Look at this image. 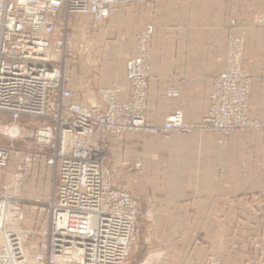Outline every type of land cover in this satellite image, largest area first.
Instances as JSON below:
<instances>
[{
  "label": "crops",
  "instance_id": "obj_1",
  "mask_svg": "<svg viewBox=\"0 0 264 264\" xmlns=\"http://www.w3.org/2000/svg\"><path fill=\"white\" fill-rule=\"evenodd\" d=\"M264 0H136L112 7L93 24L92 62L73 69L71 100L99 102L97 88L130 93L126 60L136 34L153 25L147 116L160 125L176 110L196 123L206 111L212 78L222 71L229 34L242 35L241 66L251 75L249 116L264 120V34L255 17ZM85 23L92 18L85 15ZM79 78H78V75ZM97 133H95V136ZM112 180L123 179L152 218L147 248L154 264H205L215 256L234 264H264V129L226 136L205 129L108 134ZM137 168L125 170V165ZM152 230V229H151ZM150 262V263H151Z\"/></svg>",
  "mask_w": 264,
  "mask_h": 264
},
{
  "label": "built area",
  "instance_id": "obj_2",
  "mask_svg": "<svg viewBox=\"0 0 264 264\" xmlns=\"http://www.w3.org/2000/svg\"><path fill=\"white\" fill-rule=\"evenodd\" d=\"M134 1L0 0V113L10 118L0 124V138L8 142L0 145V166L7 165L10 150H15L14 139L30 130L36 152L20 154L14 184H21L40 154L44 165L57 171L54 195L42 208L49 220L38 229L22 225L24 213L14 194L7 188L0 192V264H124L137 240L140 207L129 189L113 184L108 134L200 128L225 135L251 125L237 65L214 80L200 122H185L178 110L160 127L148 125L144 107L150 26L138 34L137 54L126 62L129 99L116 101L113 86L98 89V104L71 100L69 72L58 63L74 55L60 15H89L97 24L114 5ZM259 23L264 24V17ZM231 41L238 56L240 40ZM39 120V125L32 124ZM209 264L227 263L212 259Z\"/></svg>",
  "mask_w": 264,
  "mask_h": 264
},
{
  "label": "rangeland",
  "instance_id": "obj_3",
  "mask_svg": "<svg viewBox=\"0 0 264 264\" xmlns=\"http://www.w3.org/2000/svg\"><path fill=\"white\" fill-rule=\"evenodd\" d=\"M84 16L85 15H82V14H74V15H68V16L65 14H61L60 18H59V20L64 21L63 24L66 28L65 33H66V36H67V38H69V41L71 43L69 48L74 55L73 58H70L68 56V57H65V59H63L60 63H58V67L60 69H63V70H66L69 72L68 73V78H69L68 82L71 80L73 69H75V68L77 69V67H79L80 64L82 65V63H85L86 65L90 66L91 62H92V58H91L92 53L90 52V49H91L90 44H91L92 39L88 38V35L91 31L89 26L96 24V23H94L93 20H92L91 24L85 23L83 21ZM262 17H264V13L259 14L255 17V26L257 28H259L261 30V32L264 34V24L259 23V20ZM149 26L151 27V32H150V35L148 38V44H147L148 49L150 50V56H149V62H148V71L146 73V80H147L148 86H147V93H145L146 94V101H145V107H144L145 118H146L145 122H147L148 125H150L151 127H160L165 122V120L167 119V117L170 114L165 118V120L163 121L162 124L153 125L148 120L147 108H146L147 103H148V93H149V85H150V79H151V66H152L151 65V52L152 51H151V47H150V39L152 38V33H153L152 23L147 24L143 29H141L140 31L137 32L135 54L130 56L129 58H132V57L136 56V54H137L136 52H137L138 34L140 32H143ZM233 38H237L238 40H240V47H238L239 48L238 49V56L235 53V48H233L232 45L230 44L232 42L231 40ZM243 48H244L243 36L242 35L229 34L227 37V40H226V51H225V60H224L223 69L221 72L215 74L212 78L211 91H212V87H213L214 80L216 79V77L220 73L225 71L226 69H230L232 66L237 65L238 69H239L238 81L243 88H246L245 117L251 123V125L244 127L240 130L239 129L234 130L228 134H231V133L237 132V131H239V132L240 131H246V130H253L254 131V130L264 129V120L254 119V117L251 118L249 116V98H250V90H252L251 89V75H249L247 72H245L241 66V58H242V54H243ZM127 60H126V62H127ZM125 66H126V64H125ZM77 75L79 78L80 74L78 73ZM126 78H127V70H126ZM127 80H128L129 85H130V93L125 100L129 99L131 94H132L131 82L129 81L128 78H127ZM68 86H69V83H68ZM113 86L116 88V92H117L118 86L115 82H113L108 87H99V88H109V87H113ZM70 88L73 91L72 87H70ZM99 88H97L98 96H99V92H98ZM211 91H210V94H211ZM116 92H115V94H116ZM210 94L208 96V101L210 98ZM125 100H123V101H125ZM99 102H100V96H99ZM98 103H96V104H98ZM176 111H178V110H176ZM8 121H10V118H8V117H6V115H3L0 113V124L8 122ZM21 123H23V122H21ZM40 123H41V120L32 121L33 125H39ZM187 123H190V122H187ZM196 123H192V124H196ZM194 129H197V128H194ZM198 129H200V128H198ZM207 131H209V130H207ZM135 132H139V131H135ZM135 132H133V133H135ZM133 133H129V134H133ZM213 133H216V132H213ZM141 134H142V138H144L145 135H149V134L151 135L153 133L142 132ZM156 134H165V133H156ZM156 134H153V135H156ZM228 134H225V135L219 134V135L220 136H226ZM0 143L4 144L5 146H8V142L5 138H0ZM12 144H13V149H15V150H10V158H9L7 165L6 166H0V192H4L5 191L4 188H7L11 194H14L18 198V200L21 204V207H22L21 211H23V213H24V220H23L22 225H25L29 229L35 230V229H38L40 227V225H46L48 223V220H49L48 215L45 211H42V208L45 207V205H47L49 198H51L54 195V190H55L56 181H57L56 167L44 165V155L40 154L39 155L40 161L37 162L35 165H33L31 167V169H29L27 171V173L23 177L21 184L20 185L14 184L13 176H14V173L16 172V165L21 161V155L20 154L25 153L26 151L33 153V152H36V149H35V144L33 142V137L30 133V130L27 132H24L22 134V137L14 139ZM15 152H17L18 154L16 155ZM44 153L46 155V154H48V151L45 150ZM109 161H110V165L112 166L111 148L109 150ZM133 168H137V165L136 164L125 165V170L127 172ZM120 187L129 189V191H131V193L137 198V200L139 202V207H140V214H139L138 224H137V240H136L135 245L132 248V251H131L129 257L124 262V264H154L148 258L149 249L147 248V244L149 243L148 242L149 235H150L151 231L153 232V228H154L153 224H152V218L148 216L147 211L144 210V208H143V204H142L141 199L138 198V196L134 193L133 189L131 188L129 178L123 179L121 181ZM261 256H262L261 258L264 260V250L262 251ZM212 259L219 260L222 263L234 264V263L224 261L218 257L216 258L215 256H209L206 259L205 264H209V260H212ZM256 264H258V262Z\"/></svg>",
  "mask_w": 264,
  "mask_h": 264
},
{
  "label": "trees",
  "instance_id": "obj_4",
  "mask_svg": "<svg viewBox=\"0 0 264 264\" xmlns=\"http://www.w3.org/2000/svg\"><path fill=\"white\" fill-rule=\"evenodd\" d=\"M0 145H3L4 146V144H2V143H0Z\"/></svg>",
  "mask_w": 264,
  "mask_h": 264
}]
</instances>
